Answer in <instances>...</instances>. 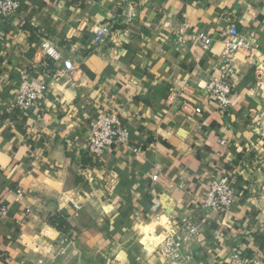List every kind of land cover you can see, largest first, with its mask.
Returning <instances> with one entry per match:
<instances>
[{
    "label": "crops",
    "instance_id": "crops-1",
    "mask_svg": "<svg viewBox=\"0 0 264 264\" xmlns=\"http://www.w3.org/2000/svg\"><path fill=\"white\" fill-rule=\"evenodd\" d=\"M21 3L15 19L0 17V202L9 207L0 222V264H166L157 253L160 235L186 213L204 228L191 264H264V97L255 88L264 0ZM233 23L250 50L234 64L229 118L206 86ZM107 24L113 34L96 46L95 32ZM182 24L185 47L172 33ZM203 32L214 39L210 50L195 39ZM45 41L63 61L47 58ZM64 61L75 70L66 73ZM25 82L45 90L21 111ZM184 101L203 112L187 115ZM112 112L129 129V144L90 166L83 151L90 126ZM158 169L164 178L154 185ZM222 176L233 181L237 202L223 214L201 210L210 182ZM158 201L160 219L152 212ZM55 216L71 224L69 233L49 223ZM67 235L73 245L61 255Z\"/></svg>",
    "mask_w": 264,
    "mask_h": 264
},
{
    "label": "built area",
    "instance_id": "built-area-1",
    "mask_svg": "<svg viewBox=\"0 0 264 264\" xmlns=\"http://www.w3.org/2000/svg\"><path fill=\"white\" fill-rule=\"evenodd\" d=\"M126 4L128 0H120ZM21 0H0V17L3 19H15L22 12ZM188 26L180 25L172 30L175 41L179 47H185L188 42ZM113 34L111 24L99 27L95 32L94 44L102 46L107 43ZM195 39L204 50H210L214 39L208 32L198 34ZM224 52L220 60L216 75L208 82L206 91L208 98L216 105L218 111L227 117H232L233 98H234V64L237 56L250 50V44L244 36L240 34L235 23L229 26L224 34ZM42 51L49 60L54 62L63 61L59 49L50 42H43ZM66 73L75 70L72 62L64 61ZM256 90L264 97V57L255 66ZM189 82L183 81L180 90L183 96L187 95L186 88ZM45 88L36 82H25L20 95L16 100V107L21 111H26L36 106L38 99L43 94ZM186 98V96H185ZM191 104L184 101L181 110L187 115H199L203 111L201 108H193ZM91 135L84 147V153L89 160V165L94 166L99 162L103 155L115 145L127 146L130 141V132L124 120L117 113H107L101 119L95 121L90 126ZM225 145V142H222ZM163 172L158 169L152 177L154 185L163 180ZM19 200V199H18ZM237 202V195L233 187V181L229 176L214 178L207 190L206 195L200 203L201 210H208L212 213L223 214ZM79 209V207H77ZM161 204L156 202L152 212L156 219H160ZM9 215V207L0 202V222ZM200 217L194 213H186L180 217L169 219L168 226L163 229L157 248L159 257L166 264H191L194 260V249L200 244L199 240L203 232ZM73 245V238L67 235L59 246L60 254L65 255L67 248ZM217 264H261L258 259H236L232 263L218 262Z\"/></svg>",
    "mask_w": 264,
    "mask_h": 264
},
{
    "label": "trees",
    "instance_id": "trees-1",
    "mask_svg": "<svg viewBox=\"0 0 264 264\" xmlns=\"http://www.w3.org/2000/svg\"><path fill=\"white\" fill-rule=\"evenodd\" d=\"M49 223L59 232L62 233H69V231L72 229V226L69 222H67L65 219L55 216L49 218Z\"/></svg>",
    "mask_w": 264,
    "mask_h": 264
}]
</instances>
